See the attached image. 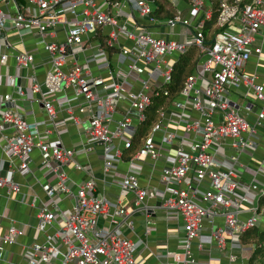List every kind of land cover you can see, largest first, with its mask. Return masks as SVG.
<instances>
[{
  "label": "built area",
  "instance_id": "1",
  "mask_svg": "<svg viewBox=\"0 0 264 264\" xmlns=\"http://www.w3.org/2000/svg\"><path fill=\"white\" fill-rule=\"evenodd\" d=\"M20 1L0 0V87L11 90L0 96V190L9 200L22 194L23 202L15 176L39 185L46 199L37 232L53 229L44 241L22 245L24 264H140L147 244L127 231L134 232L133 213L143 217L146 237L156 230L151 201L177 232V249L156 255L163 264H247L253 247L241 237L264 219V162L250 164L264 130V84L247 70L253 57L264 56V0L222 1L217 26L226 30L211 42L209 0H190L189 15L166 19L156 17L153 0ZM149 26L170 31L156 36ZM29 35L37 36L34 49L25 45ZM39 48L46 54L40 64ZM190 48L198 52L192 74L140 137L153 99L169 97L175 67ZM25 102L41 104L47 121L30 123ZM59 113L84 131L86 143L68 149L49 141L65 132ZM99 148L100 177L77 159ZM68 169L85 180L73 182ZM109 183L133 197V211L97 194ZM65 199L71 208L62 207ZM28 233V225L11 221L0 236V261Z\"/></svg>",
  "mask_w": 264,
  "mask_h": 264
},
{
  "label": "crops",
  "instance_id": "2",
  "mask_svg": "<svg viewBox=\"0 0 264 264\" xmlns=\"http://www.w3.org/2000/svg\"><path fill=\"white\" fill-rule=\"evenodd\" d=\"M171 4L172 10L177 14V12H183V15H189V7H190V0H169ZM155 3V2H154ZM156 5V4H155ZM157 7V5H156ZM158 9V7H157ZM166 19V18H163ZM165 26L161 27H150L149 29L151 32L155 33L156 36L166 35L168 32H165ZM158 30H162V32H157ZM164 31V32H163ZM177 32V30L175 31ZM37 36H27L25 38V45L27 49H34L36 47ZM63 39V37H61ZM9 40L13 42L17 48H22L19 45V39L16 35L11 34L9 35ZM258 45H262L264 49V40L258 41ZM40 49V48H39ZM38 49V50H39ZM45 53L42 49L39 50L37 55V63L40 64L39 61L45 57ZM10 60V64H11ZM13 65V64H12ZM38 69H45L43 66L38 65ZM96 72V68H93ZM247 70L249 73H256L260 77V82L264 84V56L262 59H258L257 57H253L251 61L247 65ZM98 74V73H97ZM100 75L102 73H99ZM39 76L43 78V71L39 72ZM105 78L106 75H103ZM11 90L7 86L0 87V96L4 95L5 93L10 92ZM71 95V94H70ZM26 109H33V113L28 115V121L30 123H44L47 121V115L43 110V107L39 103H34V105H30L29 102L23 103ZM58 119L60 121L65 120L67 121L66 125L62 128L65 132L58 137L57 134H52L49 137V141L55 143L57 141H61L64 147L68 149L78 148L82 143H86V137L84 135V131L78 129L73 123L68 120V116L66 113H59ZM45 130V126L39 125L38 132L43 133ZM262 138L259 144L258 150L254 153V159L251 161L250 164L255 166L259 165V162H264V130H262ZM102 155V150L99 148L96 150L94 155L87 157L86 155H78V161L83 165H91L97 172V175L100 177L101 172L100 168L102 166V161L100 159ZM1 156V153H0ZM33 161L34 164L32 165L34 168H37L39 165V155L36 152L33 154ZM242 162L244 164H248L249 160L247 158H243ZM121 173L126 171V165H122L119 169ZM68 173L70 178L73 182L80 183L85 180L86 176L83 173L76 172L72 169H68ZM158 174H156L157 178ZM37 177L40 179V182H45L46 179L43 177L41 172H37ZM144 180L142 181L143 185H146V175L144 176ZM246 180H250L251 178L246 176ZM258 180L261 183H264V176L259 175ZM15 181L21 184L22 193L26 195L25 201L22 202V194H15L9 200L6 197V193L4 190H0V214L3 213L5 208H8V220L4 219L0 225V236H3L6 231L7 227L10 225V222L13 221L17 227H22L24 225L29 226V233L28 236L25 238L20 239V243L18 245H14L11 247H7V252L5 253L6 259L5 261H0V264H24L25 260L23 257V246L26 244H32L35 240L38 242L44 241L45 235L47 232H53V229L44 230L43 232H37V213L38 208L41 206V203L46 199V196L42 192L39 185L30 183L29 180L27 181L25 178L21 177L20 175L15 176ZM154 187H158V183L154 181L152 184ZM76 191V187L73 189ZM97 194L105 195L107 198L111 200H120L122 207L126 208L128 211H133L134 209V202L133 197L130 195H121L120 189L116 184L109 183L105 187L101 186L100 189L97 191ZM36 200V207H32V203H34V199ZM73 205V200L65 199L62 203V207L65 209L71 208ZM151 207L155 209L152 212V219L155 223L156 230L153 233L146 237L144 233V219L140 214L133 213V219L135 221V229L133 233L127 231V235L134 241L141 239L146 242L147 246L145 248H141L138 261L140 264H163L165 260H160L156 256L157 254L164 253L167 249L176 250L178 247L177 241V232L175 230V223H170L166 221L165 214L161 211L157 206L159 205L156 201H151L149 203ZM263 221H261L260 226H263ZM36 238V239H35Z\"/></svg>",
  "mask_w": 264,
  "mask_h": 264
},
{
  "label": "trees",
  "instance_id": "3",
  "mask_svg": "<svg viewBox=\"0 0 264 264\" xmlns=\"http://www.w3.org/2000/svg\"><path fill=\"white\" fill-rule=\"evenodd\" d=\"M21 4L20 0H17ZM158 9L155 13L157 18H173L176 14L171 8L169 0H153ZM213 8V17L207 22L205 28V37L207 42H211L216 33L224 32L226 29L217 26L219 15V7L224 0H209ZM232 3L233 0H225ZM198 60V52L195 48H190L187 53L181 58L175 67L173 82L170 87L169 97H161L153 99V104L147 113L140 137L147 136L152 126L158 121L159 112L165 110L175 100L181 89L183 88L186 78L192 74L196 62ZM135 149L133 152H135ZM261 207H264V198L260 202ZM241 242L244 245L252 246V252L249 254L247 264H264V221L263 226L249 230L241 237Z\"/></svg>",
  "mask_w": 264,
  "mask_h": 264
},
{
  "label": "rangeland",
  "instance_id": "4",
  "mask_svg": "<svg viewBox=\"0 0 264 264\" xmlns=\"http://www.w3.org/2000/svg\"><path fill=\"white\" fill-rule=\"evenodd\" d=\"M176 30L179 31V26H177V27L175 28V31H176ZM164 31H165V32H169V31H170V28L166 27V28L164 29ZM164 31H163V32H164ZM157 32H162V30H158Z\"/></svg>",
  "mask_w": 264,
  "mask_h": 264
},
{
  "label": "water",
  "instance_id": "5",
  "mask_svg": "<svg viewBox=\"0 0 264 264\" xmlns=\"http://www.w3.org/2000/svg\"><path fill=\"white\" fill-rule=\"evenodd\" d=\"M18 84H20V83L18 82Z\"/></svg>",
  "mask_w": 264,
  "mask_h": 264
}]
</instances>
